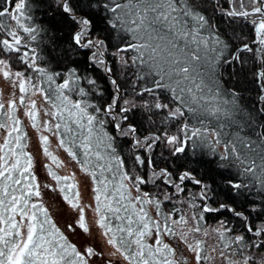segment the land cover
<instances>
[{
  "label": "snow or ice",
  "instance_id": "snow-or-ice-1",
  "mask_svg": "<svg viewBox=\"0 0 264 264\" xmlns=\"http://www.w3.org/2000/svg\"><path fill=\"white\" fill-rule=\"evenodd\" d=\"M205 4L212 9L213 15L218 13L230 26L243 21L249 26L250 35L233 29L230 37L227 33L226 38L221 37L219 25L207 15ZM46 6L53 16L59 18L60 31L67 36L61 55L83 61L85 72L94 69L114 89L110 101L103 105L93 104L86 97H102L104 94L98 78L83 77L89 86L86 90L80 86L82 77L75 69H68V78L56 86L54 98L52 93L46 97L54 111L45 114L57 122L54 126L47 121L43 125L45 131L54 128L56 136H61L60 129L63 128L59 147L72 159L80 155L77 149L82 152L79 162L95 181V212L99 216L96 223L109 235L107 243L127 264H177L171 258L173 249L163 243L162 235H179L194 254L196 264H216L217 261L219 264H264V212L258 211L254 202L251 212L257 213L256 224L249 214L237 211L230 203L217 201L214 204L216 197L211 183L203 176L198 177L193 170L182 165L175 170L167 167L154 170L150 182L157 188L159 183L163 184L166 200L172 199L167 194L172 189L175 190L173 196L187 192L192 197L187 203L188 211L192 213L190 219L195 225L176 233L175 225L183 228L188 224L186 216L173 219L171 212L163 213L155 194L141 191V186L149 181L124 171L127 164L114 144L117 138L135 137L133 150L152 152L154 147L163 144L176 159L187 155L189 144L194 150L204 148L213 157L219 155V168L235 172L234 176L228 175L222 180L224 188L231 190L233 196L240 195L241 189L251 191L253 186L264 192V131L257 132V139L252 140L239 131L229 134L222 130L219 121L230 117L231 111L218 102L223 93L214 79L215 65L221 62L224 52L231 49L223 63L239 62L248 66L258 101L264 104V0H47ZM39 7L40 3L33 4L29 0H0V18L9 17L15 22L13 26L0 20V36L6 37L0 38V55L8 54L7 59L0 58V73L6 80L13 75L18 78L21 94L28 93L29 88L43 92L39 84L33 82V77L21 70L44 72L29 62L27 51L21 54V48L26 45L18 31L26 34L37 31L30 22L33 20L31 13ZM100 24L104 27L101 28ZM113 32L123 35L121 44L110 47L108 34ZM202 32L210 33V38H205ZM31 38L35 39V36ZM231 41L238 43L232 44ZM127 53H133L130 60L126 58ZM209 53H212L210 58ZM13 60L20 66L14 72L10 70ZM202 61L208 65L206 73L195 67H203ZM110 62L118 63L121 68H137L136 79L132 82L136 96H155L158 89H163L169 93L170 102L163 103L156 96L154 104L145 100L143 105H138L130 99L120 103L121 89L113 78L114 69L109 66ZM47 79L51 82L53 77L48 75ZM139 81H145V84L137 91ZM65 90L81 99L70 100ZM230 94L235 96V90ZM24 101L25 96L20 95V106H24ZM229 103L235 107L234 100L223 101V104ZM15 107L14 101L10 100L5 112L4 104L0 103V130L7 132L0 143V264H89L90 259L102 257V253L94 252L93 247L88 246L83 252L79 251L52 222L44 205L32 202V198L39 197L41 192L34 191L36 177L30 171L33 159L24 150L26 145L22 141L25 137L20 134L21 121L15 115ZM30 107L33 110L25 114L35 128V105ZM139 107L146 111L167 109L168 118L179 125L177 134H169L165 127L141 139L136 126L129 122V113ZM261 111L264 112V108ZM186 114L196 119L198 126L180 123ZM213 120L217 124H213ZM48 139V136L40 137L41 144L45 145L43 153L55 162L56 157L46 146ZM218 148H222L219 153ZM192 155L195 157V151ZM131 159L133 167L144 164L154 168L155 165L148 156L142 159L141 154H134ZM48 175L58 182L61 180L50 168ZM189 185L198 191L193 193ZM73 188V184H66L61 191L67 190L64 199L75 208ZM130 188L136 189L135 196ZM136 204L140 205L138 211ZM146 205L155 208L161 221L149 216ZM225 212L242 220L244 225L240 234L229 236L227 233L232 229L227 227L228 221L220 220L218 227L212 230L218 241L211 247L216 253L213 256L208 254L205 241L198 239L196 234L202 231L200 222L205 219V214ZM111 217L122 223L112 227ZM78 227L89 231L83 209H80ZM67 228L74 230L72 224ZM153 230L154 245L146 242L153 236ZM204 235L208 236L209 232L204 230Z\"/></svg>",
  "mask_w": 264,
  "mask_h": 264
},
{
  "label": "trees",
  "instance_id": "trees-1",
  "mask_svg": "<svg viewBox=\"0 0 264 264\" xmlns=\"http://www.w3.org/2000/svg\"><path fill=\"white\" fill-rule=\"evenodd\" d=\"M29 2L33 4L38 2L40 3L41 7L36 8L31 13L33 16V20L30 23L32 27L37 29V31L32 34H26L23 33L22 30H18L21 34L24 44L26 45V47L21 48V54L23 53V51H27L29 53V62L34 63L35 69H43L44 72H39L34 69L27 68H22L21 70L26 71V74L28 76L33 77V82L39 84L40 88L43 90L42 94L45 105L50 109V111H54V109L51 108V105L49 104L46 97L49 95V93H52L54 98L56 86L58 84H62L64 79L68 78V69L76 70V74L82 77L80 81V86L84 87L86 90L89 86L86 84V81L83 79V77L89 76L98 78L100 86L104 89V94L102 97H86V99H88L91 103L103 105L106 102L110 101L113 97L114 92V89L110 83L100 78V74L96 73L94 69H89L87 72H85V65L83 61H75L73 59H69L67 55H61V53L66 47L65 41L67 40V36L62 35L60 31L61 25L59 24V18L53 16L50 10L47 8V0H29ZM205 7L208 9L207 15L212 19L213 23L219 25V33L221 37L226 38V33L228 37H230L233 29H235L237 32L243 31L245 35H250L249 26L245 25L243 21L234 23L230 26L229 22L226 19H222L218 13L213 15L212 9L207 4H205ZM0 20H3L13 26L15 25V22L11 21L9 17H3L0 18ZM100 27L103 28L104 25L100 24ZM32 35L35 36V39L31 38ZM122 35V33H109L108 38L110 47H114L116 45L121 44ZM202 35L205 36V38H210V33L208 32H202ZM0 38L6 37L0 36ZM231 43L236 44L238 43V41H231ZM230 51L231 49L225 51L221 58V62L215 65L214 79L218 83L220 91L223 93L218 102L221 103L222 107L231 111V116L221 118L219 124L223 125L222 130L225 133L231 134L239 131L242 136L250 138L252 140H256V133L264 131V112L261 111V108H264V104H261L258 101L257 90L252 82V76L249 67L246 65L242 66L239 62L233 64L223 63V60L228 59ZM12 55L15 56L16 54ZM132 55L133 53H127L126 58L130 60ZM211 55L212 53H209L208 58H210ZM248 55L249 54H245V56ZM0 58L7 59L8 54L0 55ZM201 63L203 64V67H200L199 65H195V67H197L201 73H206L208 65L204 61H202ZM109 66L114 69L113 78H115L118 84L120 85V103H123L124 99H130L134 100L138 105H143L145 100H147L149 104H154L156 102V96H158L160 101L163 103L170 102L169 93L163 89H158L155 93V96H150L147 94H144L142 96H136L134 94L132 82L136 79V67L133 66L121 68L118 63L111 62L109 63ZM10 68L13 71H16L18 68H20V66L15 63V60H13ZM48 75H51L53 77L51 82H49L47 79ZM193 75H195V73H193ZM205 79H207L206 76ZM144 84L145 81H139L136 86V90L139 91V89L142 88ZM233 90H235V96L230 94L233 92ZM65 94L68 95L70 100L72 101L81 99V97H78L74 93L69 92L67 90H65ZM224 100H227L229 102H232L234 100L235 107H233L232 103L223 104ZM129 117V122L136 126V128L138 129L137 135L141 139H143L144 136H147L152 132H158L165 127L168 129L169 134H177V128L179 125L175 120L168 118L167 109L161 111L153 108L151 111H146L143 107H139L131 111L129 113ZM50 119L52 121L50 122V124L54 126L57 121H55L51 116ZM184 122H188L192 125L198 126L196 119H194L190 114H186L185 119L180 121V123ZM212 123L217 124V121L213 120ZM19 128L20 134L25 137V139L22 141V143L26 145L24 150L32 157L28 149V131L22 121L19 125ZM108 130L111 132L110 128ZM1 131L2 130H0V132ZM60 133L61 136H56L58 143L60 138L64 135L63 128L60 129ZM13 135H16V133H14ZM134 141L135 137H129L127 139L117 138L114 141V144L117 147V151L119 152L121 159L127 164V167L124 169V171L130 172L132 174H137L141 178L149 181L145 185L141 186V191H147L149 193L155 194L156 198L160 201V207L163 213L168 214L169 212H171L173 219H178L180 215H185L188 219V224L191 226L195 225V221H192L190 219L192 213L188 211L187 203V201L191 200L192 197L187 192L180 193L178 196H173L172 193L175 190H169L167 194L169 196H172V199L166 200L165 189L163 184L157 182L159 183V188H157L156 186H154L153 183L150 182L154 170L159 171L160 169L165 167L171 170H175L178 165H182L186 168L193 170L198 177L203 176L206 181L211 183L212 188L214 189L213 195L216 197V200L213 201L214 204L217 201H225L227 203H230L236 208L237 211H244L246 214H249L253 224L258 223L257 213L251 212V208L254 202L257 210L264 212V192L258 191L257 187L253 186L251 191H249L248 189H241L240 195L233 196L231 190L224 188L222 180L228 175L234 176L235 172L231 170L226 171L218 167V165L221 163L218 154L216 157H213L207 152V149L197 147L194 150L191 144H189L187 146V155L182 159H176L175 157L170 156L168 147L163 144H161L159 147H154L152 152H142V150L140 149L133 150L132 145L134 144ZM221 150L222 148H218L217 153H219ZM193 151H195L196 153L195 157H193L192 155ZM77 152L80 153V155L77 157V159L73 160L78 166L81 167L79 161L80 158H82V152H80L79 149H77ZM134 154H141L142 159L144 156L150 157V159L155 162L154 168L144 164L136 165L135 167H133V160L131 159V157ZM173 161H175V163ZM30 171L32 172V175L35 176L33 164L32 169ZM51 171L57 176L61 177V180L59 182L52 177L55 183V187H53L57 191L58 195L62 199H64V195L66 194L67 190L65 189L64 191H61V189L69 183L67 179H65L63 176H61L52 169ZM89 177L92 183V196L95 203V192L93 191V189L96 185L93 177H91L90 175ZM247 182L248 181H245V183ZM189 188H191V191L193 193L198 191L197 188L191 185H189ZM36 190H38V186L34 189V191ZM130 192L132 196L136 195V189L130 188ZM72 193L74 196V188L72 189ZM32 202L40 203L39 197H33ZM195 202L197 205L200 203L198 198ZM139 207L140 205L136 204L137 211L139 210ZM145 208L149 216H151L153 220L161 221V217L157 215L156 210L152 205H146ZM173 209H178L179 211H173ZM194 211L195 209H193V212ZM121 215H123V213H121ZM48 216L52 220L49 213ZM224 219L228 221L227 227L229 229H232V231L227 233V235L235 236L240 234L244 222L240 219L235 218L227 212L221 213L219 215L214 213L205 214V219L200 222L202 225V230L217 226L219 224V221ZM52 222L54 223L53 220ZM121 223L122 222L116 220L115 217H111L112 227H115L116 225ZM123 223L126 224V221H124ZM58 228L69 241V238L64 233V230L60 227ZM102 230L105 232L104 229ZM106 235L109 237L108 234ZM154 237L155 230H153V236L147 238L146 242L154 245ZM178 238L180 239L179 235L161 236V240L163 241V243L169 244V246L173 249L174 255L171 258L175 259L176 261V247L178 245ZM217 243L218 241L216 239L215 244Z\"/></svg>",
  "mask_w": 264,
  "mask_h": 264
},
{
  "label": "rangeland",
  "instance_id": "rangeland-1",
  "mask_svg": "<svg viewBox=\"0 0 264 264\" xmlns=\"http://www.w3.org/2000/svg\"><path fill=\"white\" fill-rule=\"evenodd\" d=\"M10 70L14 72L11 68ZM20 95L25 96L24 106H20L19 104ZM10 100L14 101L16 105V117L25 124L28 131V149L33 158L36 184L38 190L41 192L39 201L44 205L54 223L64 230L69 241L76 245L79 251L83 252L84 248L88 246L93 247L94 252L102 253V257L90 259V264H127L123 257L116 252V249L107 243L109 237L99 227V224L96 223L98 215L95 212L92 183L89 175L74 162L68 153L59 147L54 130H44V123L47 121L50 124L52 121L50 116L45 114L50 109L44 103L42 92L33 91L29 88L28 93L21 94L19 92L18 78L13 75L10 80H6L3 74L0 73V103L4 104L3 110L5 112L7 111ZM32 104L35 105L34 111L37 124L35 128L32 126L31 119L25 114L26 111L33 110L30 107ZM6 135V131L2 130L0 132V143H3ZM42 135L48 136L49 138L46 146L52 156L56 157L55 162L43 153V147L45 145H42L40 142ZM49 168L64 178L66 177L68 183L74 185L73 203L77 207L73 208L72 204L58 195L54 188V180L52 176L48 175ZM80 209H83L85 224L89 228L88 232L78 227ZM69 224L73 225V231L68 230L67 225ZM174 227L176 233H178L181 230L187 231V228L191 227V225L187 224L183 228L180 225ZM217 227L218 225L204 229L209 232L208 236L204 235V230L196 234L198 239L205 241V248L208 250V254L213 256L216 253L211 251V247L215 245L216 238L212 230ZM178 241L176 247L178 264H185V262L186 264H196L194 254L188 249L187 244L179 238ZM189 242H191V237L189 238ZM216 264H219V261Z\"/></svg>",
  "mask_w": 264,
  "mask_h": 264
}]
</instances>
